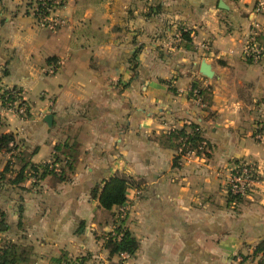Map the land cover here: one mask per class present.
Here are the masks:
<instances>
[{
    "label": "crops",
    "instance_id": "1",
    "mask_svg": "<svg viewBox=\"0 0 264 264\" xmlns=\"http://www.w3.org/2000/svg\"><path fill=\"white\" fill-rule=\"evenodd\" d=\"M38 1L0 0V134L15 139L0 149V245L32 246L35 264L62 254L78 264H264V0H52L54 29L38 24ZM193 83L212 86L208 102ZM12 87L24 118L2 104ZM190 123L209 155L155 139ZM65 143L79 151L66 180H15L23 163L67 158L55 151ZM243 161L255 184L231 197L230 171ZM114 175L140 187L107 211L98 194ZM123 208L138 250L109 257L103 236Z\"/></svg>",
    "mask_w": 264,
    "mask_h": 264
},
{
    "label": "trees",
    "instance_id": "2",
    "mask_svg": "<svg viewBox=\"0 0 264 264\" xmlns=\"http://www.w3.org/2000/svg\"><path fill=\"white\" fill-rule=\"evenodd\" d=\"M46 7L45 13L48 15L50 12L46 11L47 8H53L54 4L52 0H44ZM37 9L40 7V0L37 2ZM35 16V15H34ZM182 39L186 42L185 48H191L188 44L191 41L189 32H181ZM193 90H198L196 96L201 94L202 91L196 88V84L192 85ZM20 91L16 87L5 90L2 93V104L5 105L8 102L14 101L18 98ZM26 104V102H25ZM27 106L26 116L29 114ZM157 142L165 148L180 150V153L187 151H193L195 154H206L202 142L204 141L203 132L199 124L190 123L187 126L170 130L166 133H161L155 137ZM15 147V139L12 133L0 134V149L11 150ZM55 151H61L67 158H60L58 153L54 155L53 163H59L60 171L55 172L52 168L48 167L47 163L43 164H27L23 163L22 168L17 173L15 180H22L29 177V169L33 170L35 183L41 180L46 175L57 176V179L66 180L69 177V173L74 169V145L73 144H59L55 146ZM179 156H175L177 160ZM19 159V158H18ZM24 160V158H21ZM28 168L25 172V168ZM69 173H68V172ZM135 183L134 178L125 177L121 175H114L110 177L101 188L98 194L99 207L104 210H111L114 206L122 205L126 200V193L129 186ZM93 195H97V190L93 191ZM116 236L112 234H106L104 237L103 246L107 249L109 257L119 256L121 253H126L128 256H134L138 250V241L126 228H116ZM121 235V236H119ZM70 259L66 254H62L57 258H52L51 264H67ZM76 261V260H75ZM74 263V262H73ZM0 264H35V259L32 254V246L25 244H17L11 241H5L0 245ZM121 264V261L118 263Z\"/></svg>",
    "mask_w": 264,
    "mask_h": 264
},
{
    "label": "built area",
    "instance_id": "3",
    "mask_svg": "<svg viewBox=\"0 0 264 264\" xmlns=\"http://www.w3.org/2000/svg\"><path fill=\"white\" fill-rule=\"evenodd\" d=\"M40 7L41 8H35L34 10L35 18L40 26L54 29L55 27L62 24V20L60 18L51 15L52 8L46 9V11L50 12L48 15L45 13L44 8L46 7V4L44 0H40ZM257 9L259 11H264V4L259 2ZM253 52H255L254 55L259 53L258 50H254ZM57 68L58 64H54L51 66L50 71L54 72L57 70ZM4 106L9 112L18 115L19 117H26L27 106L20 94L18 95V98H16L14 101L6 103ZM263 133V131H259L257 133L258 137H262V135H264ZM46 163L48 164V167L52 168L55 172L60 171L59 163H53L52 161ZM29 178L35 180L33 170L31 169H29ZM255 180L256 170L251 162H239L234 164L229 175L227 192L231 197L237 198L239 196H243L254 186ZM120 255L127 256L126 253H121Z\"/></svg>",
    "mask_w": 264,
    "mask_h": 264
},
{
    "label": "rangeland",
    "instance_id": "4",
    "mask_svg": "<svg viewBox=\"0 0 264 264\" xmlns=\"http://www.w3.org/2000/svg\"><path fill=\"white\" fill-rule=\"evenodd\" d=\"M252 46V45H251ZM247 49H248V53L247 54H245V58L248 60V61H254V62H258L259 60H260V58H261V54H260V52L259 53H257V55H254L255 54V52H253L252 51V49L250 48V46H248L247 47ZM208 78V77H207ZM212 78V77H211ZM200 90H203V92H204V94H203V97H202V99L203 100H205V101H209V99L211 98V94H212V86L210 85V84H207V85H205V86H202L201 87V89ZM197 91L198 90H196L194 93H195V95H196V93H197ZM203 137H204V135H203ZM202 146H204V150H205V152H206V147H207V145H208V142H207V140H206V138L204 137V141L202 142V144H201ZM75 151H74V162L73 163H76V161H77V157H78V154H79V151H78V148H77V146H76V148L74 149ZM199 155H203V154H199ZM207 155H209L208 153H206V154H204V156H207ZM243 162H248V161H243ZM237 163H239V162H236V163H234V164H237ZM233 164V165H234ZM233 167V166H232ZM232 169V168H231ZM68 172V171H67ZM231 172V171H230ZM69 173V172H68ZM134 180H135V183L132 185L133 187H134V189H135V191L136 192H138L139 191V179L138 178H134ZM129 210L127 209V208H123V209H121V210H116V211H113V213H112V215L110 216V218L112 219V221H114V227H113V230L111 231V232H108V233H106V234H112L113 236H116L117 237V234H116V228L118 227V225H119V228H125V227H123L124 226V223H125V219H126V216H127V212H128ZM111 214V213H110ZM100 219H102V218H100ZM107 237V235H104L103 237ZM119 236H121V235H119ZM105 240V239H104ZM68 259H70V262H68L67 264H78L79 262L78 261H75V260H73V259H71V258H69L68 257ZM74 262V263H71V262ZM121 261V260H120ZM113 264H116V263H113Z\"/></svg>",
    "mask_w": 264,
    "mask_h": 264
},
{
    "label": "water",
    "instance_id": "5",
    "mask_svg": "<svg viewBox=\"0 0 264 264\" xmlns=\"http://www.w3.org/2000/svg\"><path fill=\"white\" fill-rule=\"evenodd\" d=\"M222 2H223V1L221 0L219 6L222 7V8H224V6L222 5ZM199 70H200V73H201L203 76H205V77L211 78V77L213 76V72H212V70H211V66H210V64L207 63L205 60L201 61ZM51 117H52L51 114H48V115L44 118V120H45L47 123H50V122H51Z\"/></svg>",
    "mask_w": 264,
    "mask_h": 264
}]
</instances>
